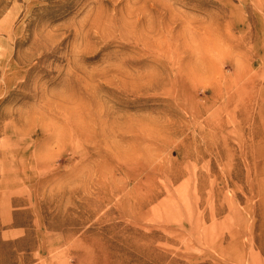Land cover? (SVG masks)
Here are the masks:
<instances>
[{
    "label": "rangeland",
    "instance_id": "rangeland-1",
    "mask_svg": "<svg viewBox=\"0 0 264 264\" xmlns=\"http://www.w3.org/2000/svg\"><path fill=\"white\" fill-rule=\"evenodd\" d=\"M257 130L264 0H0V264H264Z\"/></svg>",
    "mask_w": 264,
    "mask_h": 264
},
{
    "label": "bare ground",
    "instance_id": "bare-ground-1",
    "mask_svg": "<svg viewBox=\"0 0 264 264\" xmlns=\"http://www.w3.org/2000/svg\"><path fill=\"white\" fill-rule=\"evenodd\" d=\"M251 108V107H250ZM222 133V132H221ZM256 134H258L259 136H263L264 135V133H262V132H260L259 130H257L256 131ZM224 141V140H223ZM225 142V141H224ZM253 144V143H252ZM212 217H214V214H212ZM263 224H264V222H263ZM214 226V225H213ZM215 226H216V224H215ZM207 229V228H206ZM205 229V230H206ZM262 229V232H263V237H262V239H260V240H258L259 241V244H260V250H261V252L264 254V225H263V227L261 228ZM204 230V234L206 233V231ZM202 231V230H201ZM209 231V230H208ZM203 233V232H202ZM238 234L239 233H237V234H235L234 235V238H236L237 236H238ZM213 236V235H212ZM205 237V236H204ZM215 237V236H214ZM206 238V237H205ZM211 238V237H210ZM204 241H205V239H204ZM206 242V241H205ZM212 242V241H211ZM217 242V241H216ZM215 242V243H216ZM207 244V243H206ZM214 244V243H213ZM222 245H223V241L222 242H220V244L218 245V244H216V248H217V251L218 252H220L221 253V255L222 256H226V253H227V251L224 249V248H222ZM210 247V246H209ZM255 258V257H254ZM240 262H242L241 260H240Z\"/></svg>",
    "mask_w": 264,
    "mask_h": 264
}]
</instances>
